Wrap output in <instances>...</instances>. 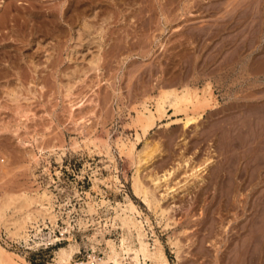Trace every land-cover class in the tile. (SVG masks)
Listing matches in <instances>:
<instances>
[{
    "label": "rangeland",
    "instance_id": "rangeland-1",
    "mask_svg": "<svg viewBox=\"0 0 264 264\" xmlns=\"http://www.w3.org/2000/svg\"><path fill=\"white\" fill-rule=\"evenodd\" d=\"M3 1L0 14L8 10L12 17L0 27V197L47 189L58 215L54 230L40 222L41 231L30 228L28 240L9 238L0 225L3 260L67 264L55 254L69 241L60 230L64 219L71 223L70 239L79 243L68 264L86 263L93 252L102 257L106 240L121 237L120 225L111 224L114 208L129 199L150 247L156 237L170 264H217L225 248L232 264L240 257L264 264V0H83L81 14L91 26L74 52L72 25L79 19L61 10L69 0ZM9 1L12 9L5 7ZM183 85L212 91L198 118L184 124V112L168 107L128 154L121 143L134 138L141 102L153 108L162 89ZM11 88L17 95H7ZM144 141L158 149L139 164ZM138 167L147 184L149 174L171 171L167 192L165 184L155 190L158 197L164 193L160 204L170 207L168 225L134 193ZM88 200L95 211L86 210ZM251 218L263 237L254 261L236 247L248 240V230L232 239Z\"/></svg>",
    "mask_w": 264,
    "mask_h": 264
},
{
    "label": "bare ground",
    "instance_id": "bare-ground-1",
    "mask_svg": "<svg viewBox=\"0 0 264 264\" xmlns=\"http://www.w3.org/2000/svg\"><path fill=\"white\" fill-rule=\"evenodd\" d=\"M117 1L118 2H121L122 4H130V2L132 3L131 0H117ZM159 1H161V0H159ZM1 2H4V1L3 0H0V7L3 8V5H2L3 3L1 4ZM68 2L69 3L66 5V2L65 1H62V3H61V10H62V12L65 11V9H69V11L71 13L68 12L69 14H67V15H69L70 20H73L74 21L76 19H79V22L77 24L72 25L73 26V31H74V35L72 36L73 37V41H74V45H73V48H72L71 52H74V51H77V47L83 42V32L87 28L88 29L90 28L91 23L89 22V19H87L89 16L88 17H85V16H82V14H81V12H82L81 4H82V2H85V1H83V0H69ZM89 3H90V1H89ZM116 3H114V5ZM92 4H94L93 1H92ZM12 5H13V3L11 1H9V3L5 7L6 8H9ZM63 5H64L65 8L62 7ZM111 5H112V1H111ZM117 5H118V3H117ZM83 7H84V5H83ZM159 7H160V5H159ZM151 8H153V7H151ZM127 9H128V7H127ZM127 9L125 11H127ZM97 10H99V9H97ZM97 10L96 9L93 10V15L94 16H96V14H97L96 11ZM100 10H101V8H100ZM145 10H146V8H145ZM108 12H110V11L108 10ZM128 12H130V11H128ZM9 15H10V12L8 10L5 11V13L0 14V27H2L3 24L7 22L8 18H9ZM64 16L66 18V15H64ZM116 16H117V14H116ZM116 16H114V17H116ZM10 17H12V16L10 15ZM110 20L112 21V19H110ZM55 21H54V26L56 25ZM58 26H60L59 23H58ZM52 27H53V25H52ZM22 29L23 28H21V30ZM16 30H17V28H16ZM50 33H52V31ZM65 34H66V32H65ZM209 34L211 35V33H209ZM1 39H2V37H1ZM68 58L71 59L70 58V55L68 56ZM98 61H99L98 58L97 57H93V56L89 60L90 67L92 69L96 70V71L99 70V65H98L99 62ZM37 66H35V67H37ZM5 72H3V74H6ZM71 87H72V85H69V84L67 85V87H66L67 93H70ZM15 91L16 90L14 88H11V89L7 90L6 93H7L8 96L9 95L14 96V94H16ZM211 92L209 91V89H204L203 92H202V94H200L196 89L191 88L188 85H183L181 88L169 87V88L162 89V91L156 97L153 96V98H154L153 99V103H152L153 108H150L148 106L149 104H147V100H143L141 102V109H139L137 111V114L135 115V119H134L135 124L138 126L137 129H136V131H135V133H134V138H133V140L130 139L127 143L126 142H122L121 143L122 147H125L126 148V151L128 152V154H131V155L134 154L135 148H136V144L138 142H140L143 139V137L146 136V134L149 132V130L155 125V123L159 119H161L163 116H165L167 114L166 112H167L168 107L173 108L174 109V112H178V111H183L184 112V114H185L184 124H187L189 121L196 120L198 118V116L201 114L200 111H199V109H201V110L203 109V108H200V107H203V105L204 104H207V102L209 103V99H211ZM13 98L15 99V97H13ZM75 107H77V106H75ZM157 149H158V145L156 143H154V144L151 145L148 142H145L144 141L143 146L136 153L137 154V161H138V163L139 164H141V163H144L145 164L146 162L150 161L152 159L153 155H154V152ZM138 163H137V165H138ZM139 167L136 169L137 173L132 178V188H133V191L139 197L141 196L142 199L146 202V204L149 207L152 208V206H153L154 207L153 210L159 214L161 220L162 219H165L166 220L165 224L168 225L169 224L168 221L171 218L170 217L171 215L169 216V215H167V213H168L170 207L168 205L167 206L166 205L163 206V205L160 204V202H161L160 201V197H161L160 195L161 194H159V192H158V194L160 196V197H158L157 194H156L158 190L156 192H155V190L157 188L161 187L162 184H165L166 185V189L164 191L167 192V190L169 188V186H168V175L171 174V171H166V172H164V173H162L160 175L159 174H156V173L155 174H149L148 177H149V181L151 182V184H149V183L147 184V183H145L142 180V178L140 177L141 175H139V173H138ZM191 174L194 175L196 173L195 172H192ZM229 176H231V175H229ZM201 179H202V177H201ZM211 181H213V179ZM115 183H116V181H115ZM100 191H101V189H100ZM229 191H230V189H229ZM220 193H222V192H220ZM230 193H231V191H230ZM163 195H164V193H162V197H163ZM228 195H230V194H228ZM51 198H52V195L49 193V191L47 189H43L42 191H37L35 194H31V193H29L27 191H23V192H19V193H5V194L3 193V195L0 197V225L4 228L5 232L9 236V238L28 240V238L31 236V234H30V228L33 229L34 234H37V233H39V231H41L42 226H41L40 222H42L43 225H48V227L51 230H54V228L56 226H58L57 225V217H58V215H57V213H55V212L52 211L53 203H52ZM164 198H165V196H164ZM226 198H228V197H226ZM207 201H208V199H207ZM261 202L263 203V201H261ZM86 203H87V208H86L87 211H89V212L95 211V204L92 201L88 200ZM225 203H226V201H225ZM114 209H115V214L111 218V224L112 225H116V224L120 225V228H121V231L122 232H121V237H120L119 242L117 243L114 240H111L112 238L111 239H107L106 242H105L106 246H105V249H104V256L97 257L96 254H94V252H93V253H90L89 254V256H88L89 259H88V261L86 263L85 262H76L75 264H95V262H97L98 264L99 263H101V264H124V260H126V259H128L129 264H170L169 263V260H168L169 258H167L166 254H165V252L163 250V246H161L159 244V242L156 239V237H154L155 239H153V242H154L153 247H150L149 242L145 238L146 231H145V227H144V221L142 219H139L138 216H137L138 214H140V211H139V209L136 207V205L131 200L128 199V202L123 207H120L119 209L117 207H115ZM229 209H230V207H229ZM260 210L262 211V209H260ZM208 215H209V213H208ZM252 216H253V214H252ZM253 217L256 218L255 216H253ZM46 219L49 220V223L50 224H47L46 223V221H45ZM261 219H263V218H261ZM261 219H259L260 221H258V219L256 218V220L258 222H261L262 221ZM215 220H216V218H215ZM250 220H252V218ZM256 220L255 219L252 220V224L251 225H248V226H250V228L248 226L246 227L245 226V223H244V226H243V224L242 225H239V227L236 228V230L234 229L235 230V232L233 234L234 236H232V239H233V237L234 238L237 237L236 239H238L239 237H241L243 235V233L245 234V232L243 230L244 228L246 230H248V232H249L248 233L249 234L248 240H246V241L244 240L245 242L243 241V243L241 244L242 246L240 245V243H238L236 247L239 250L240 255L243 254L244 257H249V258L253 259V261L255 259L257 260L259 258L260 252H261V250H259V249H261V247H262L261 245H262V240H263L262 238L263 237L262 236L260 237L259 235H262V234L264 235V233L258 234L257 228H259V225L257 224V221ZM80 223H82V224L85 225L86 222L81 219L80 220ZM70 229H71V223H70V221L68 219H64V225L60 228V230L62 231V234L63 235L66 234V237L68 238L69 241H68L67 244H65L63 246H60L56 250V252H55L56 259L59 262H61V263H67L68 264L72 260L73 255L79 250V243L77 241H73V240L70 239L71 238ZM226 229H228V228H226ZM230 231L232 232V230H230ZM262 231H260V233ZM218 236H219V234H218ZM204 237H206V236H204ZM96 238H97V236L94 237L91 240V241H93V244H92V248L93 249L96 248V245H95L96 244L95 241H97ZM55 239H57V237ZM226 240H229V239H225V241ZM239 240H241V239H239ZM232 241L233 240H231V242ZM153 242H152V244H153ZM90 243H92V242H90ZM172 243L176 246V252L178 254V251H179L180 245H181V244L179 245V240L178 239L173 240ZM216 245H218V244H216ZM6 251H5V249L3 247L0 246V264H27L24 261H23L24 263H17L15 261H12L10 263L5 262L3 260V253L6 252ZM222 253H223L222 254L223 256L222 255H221V257H219V256L217 257L216 256V258H217V264H227V262H228V258L230 256L227 254L228 251L226 250V248L224 249V251ZM262 253H264V252H262ZM125 254L127 255V257L124 256ZM10 255H11V253H10ZM4 257L8 258V254L4 255ZM11 258L12 257L10 256L9 260ZM241 258L242 257L239 258L238 264H246V263H248V262L245 261L246 259H243V258L241 259ZM248 260L250 261V259H248ZM244 261L246 263H244ZM261 261H263V260H261ZM235 262H234V264H235ZM228 263H230V262H228ZM230 264H232V263H230ZM251 264H252V262H251ZM258 264H260V263L258 262Z\"/></svg>",
    "mask_w": 264,
    "mask_h": 264
}]
</instances>
